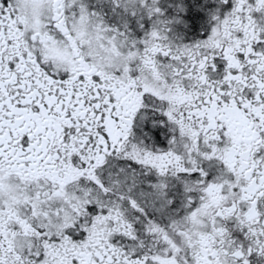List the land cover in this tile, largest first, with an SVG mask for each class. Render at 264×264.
Instances as JSON below:
<instances>
[{"label": "snow or ice", "instance_id": "1", "mask_svg": "<svg viewBox=\"0 0 264 264\" xmlns=\"http://www.w3.org/2000/svg\"><path fill=\"white\" fill-rule=\"evenodd\" d=\"M0 264H264V0H0Z\"/></svg>", "mask_w": 264, "mask_h": 264}]
</instances>
